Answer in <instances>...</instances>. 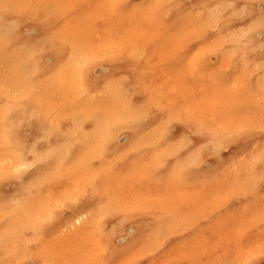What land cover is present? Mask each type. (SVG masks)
Segmentation results:
<instances>
[{
    "label": "rangeland",
    "instance_id": "1",
    "mask_svg": "<svg viewBox=\"0 0 264 264\" xmlns=\"http://www.w3.org/2000/svg\"><path fill=\"white\" fill-rule=\"evenodd\" d=\"M172 1L0 0V264H264V0ZM132 55L143 68L130 82ZM123 113L148 140L129 167L127 153L110 160L129 143L126 129L111 138ZM177 114L207 128L194 136ZM247 125L255 138L231 141ZM167 140L194 150L188 179L158 173ZM106 186L112 205L94 215ZM86 200L93 214L76 219ZM140 210L159 227L133 241L127 216Z\"/></svg>",
    "mask_w": 264,
    "mask_h": 264
},
{
    "label": "bare ground",
    "instance_id": "2",
    "mask_svg": "<svg viewBox=\"0 0 264 264\" xmlns=\"http://www.w3.org/2000/svg\"><path fill=\"white\" fill-rule=\"evenodd\" d=\"M41 1V0H40ZM39 0H38V3L40 2ZM43 1V0H42ZM171 1V0H170ZM174 1V0H173ZM172 1V2H173ZM182 1L183 0H178L177 1V3L179 4V6H181L182 5ZM223 1V0H222ZM225 1V0H224ZM243 1V0H242ZM68 2V1H67ZM203 2V1H202ZM245 2H247V1H245ZM37 3V4H38ZM94 3V2H93ZM135 3V2H134ZM165 3V2H164ZM171 3V2H170ZM174 3H176L175 1H174ZM216 3H217V1H216ZM215 3V4H216ZM227 3V2H226ZM225 3V4H226ZM237 3V2H236ZM16 4V3H15ZM42 4V3H41ZM67 4V3H66ZM124 4V3H123ZM185 4V3H184ZM189 4V3H188ZM190 4H192L191 2H190ZM189 4V6H192V5H190ZM214 4V5H215ZM223 4V3H222ZM221 4V5H222ZM238 4V3H237ZM63 5V4H62ZM65 5V4H64ZM163 5V4H162ZM200 5H202V4H200ZM205 5V4H204ZM228 5V4H227ZM235 5V4H234ZM233 5V6H234ZM40 6V5H39ZM42 6V5H41ZM40 6V7H41ZM44 6H45V4H44ZM185 6V5H184ZM186 6H188V5H186ZM185 6V7H186ZM194 6V5H193ZM193 6H192V8H193ZM217 6V5H216ZM230 6H232V5H230ZM43 7V6H42ZM197 7V6H196ZM202 7V6H201ZM212 7V6H211ZM227 7V6H226ZM61 8V7H60ZM63 8V7H62ZM65 8V7H64ZM167 8V7H166ZM215 8V7H214ZM251 8V7H250ZM123 9V8H122ZM162 9V8H161ZM180 9V8H179ZM178 9V10H179ZM183 9V8H182ZM182 9H181V11H182ZM191 9V7L188 9V10H190ZM197 9V8H196ZM208 10H209V8H207ZM216 9H217V7H216ZM63 10V9H62ZM67 10V9H66ZM188 10H186L185 12L187 13V11ZM211 10V9H210ZM220 10V9H219ZM115 11V10H114ZM180 11V12H181ZM197 11V10H196ZM200 11V10H199ZM206 11V10H205ZM212 11V10H211ZM214 11V10H213ZM212 11V13H214ZM217 10H215V12H216ZM13 12V11H12ZM116 12V11H115ZM170 12H172V11H170ZM195 12V11H194ZM158 15H159V13L158 12H156ZM155 13V14H156ZM162 13V12H161ZM185 13V14H186ZM198 13V12H197ZM179 13H177V15H178ZM182 14H184L183 12H182ZM201 14H202V12H200V16H201ZM204 14V13H203ZM206 14V13H205ZM258 14V13H257ZM26 15V14H25ZM157 15V16H158ZM161 15V14H160ZM158 16V18L159 17H161V16ZM188 15V14H187ZM198 15H199V13H198ZM210 15V14H209ZM214 15H215V13H214ZM261 15V14H260ZM28 16V15H27ZM31 16V15H30ZM61 16V15H60ZM95 16V15H94ZM156 15H155V18L157 17ZM176 16V15H175ZM189 16H190V14H189ZM189 16H187V17H189ZM195 16V15H194ZM104 17V16H103ZM166 17V16H165ZM179 17V16H178ZM178 17H176V18H178ZM184 17V16H183ZM198 17V18H197ZM197 17H195V19L197 20V23H198V19H199V16H197ZM213 17V16H212ZM259 17V16H258ZM201 18V17H200ZM98 19V18H97ZM173 19H175V17L173 18ZM189 19H191V18H188L187 20H189ZM204 19V18H203ZM212 19V18H211ZM137 20V19H136ZM159 20H160V18H159ZM172 20V19H171ZM195 20V21H196ZM212 20H215V19H212ZM211 20V21H212ZM161 21V20H160ZM172 21H174V20H172ZM209 22V21H208ZM161 23V22H160ZM188 23H191V22H189L188 21ZM202 23H203V21H202ZM260 23V22H259ZM112 24V23H111ZM162 24V23H161ZM167 24H170L169 22L168 23H166V25ZM192 24V23H191ZM196 24V23H195ZM199 24V26H200V23H198ZM163 25V24H162ZM209 25V24H208ZM212 25H214V24H212ZM211 26V25H210ZM209 26V27H210ZM194 27V26H193ZM196 27V26H195ZM243 27V26H242ZM89 28V27H88ZM197 28H198V25H197ZM238 28V27H237ZM215 29V28H214ZM213 29V30H214ZM176 30V29H175ZM221 30V29H220ZM233 30V29H232ZM239 30V29H238ZM14 31V30H13ZM171 32V31H170ZM10 33V32H9ZM97 34V33H96ZM171 34V33H170ZM206 36V35H205ZM152 37V36H151ZM84 38H85V36H84ZM158 38V37H157ZM146 39V38H145ZM155 39V38H154ZM9 40V39H8ZM144 40V39H143ZM84 41V40H83ZM167 41V40H166ZM217 41V40H216ZM162 42V41H161ZM236 42V41H235ZM83 43V42H82ZM25 44V43H24ZM45 44V43H44ZM51 44V43H50ZM138 44V43H137ZM145 44V43H144ZM160 45V44H159ZM231 45H233V44H231ZM138 46H139V44H138ZM166 47V46H165ZM57 48V47H56ZM83 49V48H82ZM119 49V48H118ZM98 50V49H97ZM163 52L162 53H164V50H162ZM112 52H113V50H112ZM119 52V51H118ZM117 52V53H118ZM154 52V51H153ZM219 52V51H218ZM114 53V52H113ZM2 54V53H1ZM7 54V53H6ZM5 54V55H6ZM7 57V56H6ZM10 57V56H9ZM8 57V58H9ZM100 57V56H99ZM104 57V56H103ZM109 57H111V56H109ZM108 57V58H109ZM115 57V56H114ZM119 57H121V55L119 56ZM128 57V56H127ZM130 57V56H129ZM102 58V57H101ZM96 59V58H95ZM104 59V58H103ZM103 59H101V60H103ZM185 60V59H184ZM92 61V60H91ZM124 62V61H123ZM129 62V61H128ZM128 62H125V64L126 63H128ZM35 63V62H34ZM107 63V62H106ZM111 63V62H110ZM185 63V62H184ZM41 64V63H40ZM117 64V63H116ZM119 64V63H118ZM145 64V63H144ZM153 64V63H152ZM173 64V63H172ZM249 64V63H248ZM28 65V64H27ZM121 65V64H120ZM241 65V64H240ZM123 66H124V64H123ZM122 66V67H123ZM139 66L140 67H142L143 68V66L142 65H139V56H135V55H132V57H131V59H130V64H129V69H130V78H131V81L130 82H132V81H134L135 80V75H137L138 76V70H139ZM145 66V65H144ZM151 66V65H150ZM163 66V65H162ZM27 67V66H26ZM108 67H110V66H108ZM152 67V66H151ZM159 67V66H158ZM179 67V66H178ZM43 68V67H42ZM117 68H119V67H117ZM180 68V67H179ZM86 69V68H85ZM181 69V68H180ZM88 70V69H87ZM126 70V69H125ZM171 69H169V71H170ZM36 71V70H35ZM38 71V70H37ZM42 71V70H41ZM127 71V70H126ZM169 71H167V72H169ZM87 72V71H86ZM89 72V71H88ZM153 72V71H152ZM126 73V72H125ZM140 73H141V71H140ZM160 73V72H159ZM180 73V72H179ZM178 73V74H179ZM88 74V73H87ZM173 74V73H172ZM177 74V75H178ZM239 74V73H238ZM73 75H76L75 76V79L74 80H76L75 81V86H76V89H78L79 91L81 90V88H82V74H81V72L79 71V69L77 68L76 70H75V74L73 73ZM72 75V77H74ZM125 75H127V74H125ZM145 75V74H144ZM175 75V74H174ZM233 75V74H232ZM85 76V75H84ZM154 76V75H153ZM39 77V76H38ZM87 77H89V76H87ZM165 77V76H164ZM103 78V77H102ZM127 78V77H126ZM161 78V77H160ZM239 78V77H238ZM237 78V79H238ZM84 79V78H83ZM142 79H144V77L142 78ZM146 79V78H145ZM152 79V78H151ZM87 80V79H86ZM109 80H110V78H109ZM124 80H126V79H124ZM137 81L138 80H140L141 81V79H136ZM230 80V79H229ZM228 80V81H229ZM84 81H85V79H84ZM128 81V82H129ZM36 82V81H35ZM87 82V81H86ZM126 82V81H125ZM143 82H145V81H143ZM147 82H149V81H147ZM152 82V81H151ZM112 83V82H111ZM114 83V82H113ZM156 83H159V82H156ZM155 83V84H156ZM129 84V83H128ZM135 84H137V83H135ZM144 84V83H143ZM146 84V83H145ZM144 84V85H145ZM148 84V83H147ZM154 84V85H155ZM93 85H95V84H93ZM92 85V86H93ZM114 85V84H113ZM126 85V84H125ZM202 85V84H201ZM87 86V85H86ZM109 86H111V85H109ZM140 86V85H139ZM152 86H153V84H152ZM132 87V86H131ZM213 87V86H212ZM85 88V87H84ZM87 88V87H86ZM88 88H90L89 86H88ZM95 88V87H94ZM115 88V87H114ZM129 88V87H128ZM107 89V88H106ZM113 91L115 90V89H113V88H111ZM150 89H151V86L150 85H146V93L144 92V87H143V93L142 92H140V93H142V100H143V98H144V100L146 99V98H148L149 96H150ZM158 89V88H157ZM213 89V88H212ZM31 90V89H30ZM77 90V91H78ZM108 90V89H107ZM127 90V89H126ZM130 90V89H129ZM128 90V91H129ZM92 91H94V90H92ZM91 91V92H92ZM110 91V90H109ZM127 91V92H128ZM90 91H88V93H89ZM106 92V91H105ZM111 92V91H110ZM124 92H126V91H124ZM139 92V91H138ZM107 93V92H106ZM105 93V94H106ZM129 93V92H128ZM128 93H127V95H128ZM134 93V92H133ZM133 93H131V94H133ZM95 94V93H94ZM116 94V93H115ZM120 94V93H119ZM135 94V93H134ZM2 95V94H1ZM113 95V94H112ZM130 95V94H129ZM128 95V96H129ZM107 96V95H106ZM109 96V95H108ZM115 96V95H114ZM131 96V95H130ZM110 97V96H109ZM122 97V96H121ZM120 97V98H121ZM153 97V96H152ZM166 97V96H165ZM151 98V97H150ZM114 99H115V97H114ZM131 99V98H130ZM136 99V98H135ZM162 99V98H161ZM73 100V99H72ZM71 100V101H72ZM122 100V99H121ZM123 100H124V98H123ZM122 100V101H123ZM141 100V101H142ZM130 101V100H129ZM134 101V100H133ZM140 101V100H139ZM147 101V100H146ZM144 102V101H143ZM124 103H125V101H124ZM123 103V104H124ZM136 103V102H135ZM202 103V102H201ZM70 104H72V109L74 110V108H75V104H74V102H72V103H70ZM69 104V105H70ZM121 104V103H120ZM137 105V104H136ZM203 105V104H202ZM215 106V105H214ZM20 107V106H19ZM134 108H136L135 107V104H134V106H133ZM144 107V106H143ZM12 108V107H11ZM31 108V107H30ZM78 108H79V105H77V103H76V110L78 111ZM123 108V107H122ZM125 108V107H124ZM131 108H132V106H131ZM133 108V109H134ZM27 109V108H26ZM89 109H91V108H89ZM127 109V108H126ZM133 109H130L131 111L133 110ZM81 110V109H80ZM129 110V109H128ZM99 111V110H98ZM102 111V110H101ZM123 111V110H122ZM126 111V110H125ZM8 112V111H7ZM80 112V111H79ZM124 112V111H123ZM149 112V111H148ZM89 113V112H88ZM139 113V112H138ZM150 113V112H149ZM167 113V112H166ZM103 114H104V112H103ZM124 114V113H123ZM91 115H92V113H91ZM96 115V114H95ZM105 115V114H104ZM125 115H127L126 113L123 115V121L121 122L119 119H115V121H114V123H113V125H112V127H113V135H112V137L110 136V135H108V136H110L111 138H113V139H115V136L117 135V133H119V131L120 130H122V129H126V132H128L129 131V133H131L130 135H131V138H130V135L128 134V139H129V143H128V145H126L124 148L122 147L121 149L119 148V147H116V149H114L115 150V152H114V155H113V158H111L110 160H112V159H114V160H117L118 158H120V155H125L127 152H129L130 153V151H129V149H133L134 147H135V145H136V149H137V153H139V152H141L142 150H146L145 148L144 149H142L144 146H147V143H148V140H147V142L145 143V141H143V139H142V135H139V133H137V134H135V131L133 132V130H132V127H133V121H134V119H132L131 117H130V120L128 121V120H125L126 119V117H125ZM191 115V114H190ZM100 115H96V117L97 118H100L99 117ZM106 116V115H105ZM130 116V115H129ZM135 115H133L132 117H134ZM156 116H158V115H156ZM87 117H89V116H87ZM128 117V116H127ZM136 117V116H135ZM171 118H173L174 116L173 115H171L170 116ZM90 118V117H89ZM128 119V118H127ZM139 119H140V117H139ZM149 119H151V118H149ZM159 119V118H158ZM1 120V119H0ZM92 120V119H91ZM90 120V121H91ZM145 120V119H144ZM156 120V119H155ZM102 121V120H101ZM174 121H176V122H178L179 124H182V125H184V127L186 126L187 128H189V129H192L194 132H192L193 133V135L195 136L196 134V131H197V127L199 128H201V130H202V133H203V128H207V126H206V123L204 122V121H202V122H200L199 123V121H201V120H198V119H196V117L195 118H191V117H189V115H184V114H177L175 117H174ZM57 122V121H56ZM73 123V122H72ZM97 123H99V122H97ZM157 123V122H156ZM18 124V123H17ZM112 124V123H111ZM152 124V123H151ZM16 125V124H15ZM90 125V124H89ZM98 125V124H97ZM104 125H105V123H104ZM107 126V125H106ZM109 126V125H108ZM149 126V125H148ZM148 126H147V128H148ZM72 127V126H71ZM76 127H78V129H80L81 131H82V129H81V127H79V126H76ZM90 127V126H89ZM150 127V126H149ZM232 127V126H231ZM10 128V127H9ZM25 128V127H24ZM28 128V127H27ZM59 128V127H58ZM65 128H66V126H65ZM92 128V127H91ZM160 128H161V126H160ZM251 128V126L250 125H247V127L240 133V135H239V137H237V135H234L233 133H235L233 130H231V131H229V132H233V133H231L230 134V138L232 139L231 141H234L235 139H240L241 140V144H243V146H245L246 145V143L250 140V138H252V137H254L255 138V136H256V134L254 133L255 131H254V129L252 130V129H250ZM68 129V128H67ZM73 129V128H72ZM84 129V128H83ZM93 129V128H92ZM64 130H66V129H64ZM76 130V129H75ZM85 130V129H84ZM107 130H109V129H107ZM111 130V129H110ZM28 131V130H27ZM56 131V130H55ZM88 131H91V130H88ZM124 131V130H123ZM261 131H263V127H262V130ZM29 132V131H28ZM59 132H61V130L59 131ZM64 132V131H63ZM66 132V131H65ZM64 132V133H65ZM122 132V131H121ZM62 133V132H61ZM79 133V132H78ZM83 133V132H82ZM82 133H81V135H82ZM108 133V132H107ZM112 133V132H111ZM110 133V134H111ZM23 134V133H22ZM32 134V133H31ZM71 134V133H70ZM161 134H162V136H163V133H162V131H161ZM25 135V134H24ZM72 135V134H71ZM73 135H75V134H73ZM87 135H88V133H87ZM197 135H200V134H197ZM196 135V136H197ZM203 135V134H202ZM90 136V135H89ZM92 136V135H91ZM107 136V135H106ZM82 137V136H81ZM80 137V138H81ZM104 137V136H103ZM102 137V138H103ZM83 138H84V136H83ZM92 138V137H91ZM172 138V137H171ZM31 139V138H30ZM77 139V138H76ZM87 139H89V138H87ZM95 139V138H94ZM14 140H15V138H14ZM40 140V139H39ZM97 140V139H96ZM103 140H106L105 138L103 139ZM118 140V139H117ZM171 140V139H170ZM31 141H32V139H31ZM99 140H97L96 142H98ZM102 141V140H101ZM100 141V143L102 144V142ZM113 141V140H112ZM161 141H162V137H161ZM49 142V141H48ZM172 142V141H171ZM73 143H75V140H74V142ZM63 145V144H62ZM61 145V146H62ZM77 145V144H76ZM90 145V144H89ZM89 145H87V147L89 146ZM97 145V144H96ZM99 145V144H98ZM97 145V146H98ZM75 146V145H74ZM84 146H86V144L84 145ZM158 146H156V148H157ZM160 147L163 149L162 151H161V153H160V164H159V166L157 167V171H158V173L160 174V176L162 177V175H163V177H162V179H163V181H167V180H173L175 177H183V178H185V179H188L189 178V176H190V174L192 173V159H194V156H192L191 157V154H193L194 153V150L192 151V148L190 147V146H188V148H187V150L185 151V154L182 156L181 155V151H180V148L179 149H175V146H174V144L173 143H170L168 140H167V142L166 143H163V142H161L160 143ZM164 147V148H163ZM60 149L62 148V147H59ZM99 149V148H98ZM67 149H65V151H66ZM77 150H78V148H77ZM84 150V149H83ZM87 150V149H86ZM96 150V149H95ZM218 154H217V156L219 157L220 156V150H221V148L219 149L218 148ZM192 151V152H191ZM68 152H70V151H68ZM25 153V152H24ZM75 153V152H74ZM95 152H93V154H94ZM112 153V152H111ZM122 153V154H121ZM142 153V152H141ZM140 153V154H141ZM210 153V152H209ZM100 154V153H99ZM146 154V153H145ZM147 154H148V152H147ZM203 154V153H202ZM82 155H83V153H82ZM89 155V157H90V154H88ZM91 155H92V153H91ZM112 155V154H111ZM152 155V154H151ZM200 153H198V156L197 157H200ZM1 156V155H0ZM80 156V155H79ZM93 156V155H92ZM127 156L129 157V154L127 153ZM204 156V155H203ZM207 156H209V155H207ZM217 156H215V155H213V157L215 158V159H213L214 161H216L217 162ZM69 157V156H68ZM99 157H100V155H99ZM104 157V156H103ZM111 157V156H110ZM128 157H127V160H126V163H127V167H129L128 165H129V163L127 162V161H131L130 160V157H129V159H128ZM145 157V156H144ZM206 157V156H205ZM62 158V157H61ZM60 158V159H61ZM97 158V157H96ZM142 158V157H141ZM146 158V157H145ZM149 158V157H148ZM63 159V158H62ZM61 159V160H62ZM66 159V156H65V158H64V160ZM94 159V158H93ZM143 159V158H142ZM2 160V159H1ZM61 160H59V163H60V161ZM88 160H90V158H88ZM138 160H140V159H138ZM63 161V160H62ZM221 160H220V158L218 159V162H220ZM259 161H261V159L259 160ZM4 162V161H3ZM76 162V161H75ZM135 162H137V161H135ZM200 162V161H199ZM89 163V162H88ZM92 164V163H91ZM91 164H89V165H91ZM111 164H113V163H111ZM51 165V164H50ZM83 165V164H82ZM87 165V164H86ZM132 165V164H131ZM56 166V165H55ZM70 167H71V165H69ZM112 166V165H111ZM60 167V166H59ZM58 167V169H61V168H59ZM63 167V166H62ZM65 167V166H64ZM67 167H68V165H67ZM83 167V166H82ZM55 168H57V167H55ZM100 168H101V166H100ZM203 168H204V166H203ZM70 170V169H69ZM94 170V169H93ZM120 170V168H118L117 166L115 167V169H114V171H113V174L112 175H114V174H117V172ZM95 171H96V169H95ZM111 171V170H110ZM55 172V171H54ZM54 172H51V173H53L54 174ZM59 172V171H58ZM98 172H99V168H98ZM56 173V172H55ZM65 173V172H64ZM63 173V174H64ZM100 173V172H99ZM99 173H98V175H99ZM58 174V173H57ZM61 174V173H60ZM64 175H66V173L64 174ZM75 175V174H74ZM73 175V176H74ZM97 175V174H96ZM95 175V176H96ZM55 176V175H54ZM81 176H82V174H81ZM94 176V177H95ZM111 175H109L108 174V178L110 177ZM66 177H68L67 175H66ZM60 178V177H59ZM62 178V177H61ZM65 178V177H64ZM71 181L73 180V179H70ZM59 181H60V179H59ZM58 181V182H59ZM93 181V180H92ZM97 181V180H96ZM53 182V181H52ZM58 182H57V184H58ZM66 183H67V181H65ZM65 182H63V183H65ZM98 182V181H97ZM54 184V183H53ZM60 184V183H59ZM87 184H92V183H89V182H87ZM6 186V185H5ZM60 186V185H59ZM62 186V185H61ZM88 186V185H87ZM96 186H97V184H96ZM74 187V189L76 188V186H73ZM92 187V186H91ZM1 188V187H0ZM84 188V187H83ZM82 188V189H83ZM86 188V187H85ZM61 189V188H60ZM89 189V188H88ZM2 190V189H1ZM77 190V189H76ZM75 190V191H76ZM87 190V189H86ZM60 191V190H59ZM62 192V191H61ZM89 192V191H88ZM102 192V194L101 193H99L98 195H96L97 197H95L94 198V215H95V206H97V207H99V208H105L106 206H107V204H111V201L113 202V200H112V198H113V194H111V192L112 191H110V188L108 187V186H106V188H105V190H104V194H103V190L101 191ZM76 193H78V192H76ZM80 193V192H79ZM86 193V192H85ZM94 193V192H93ZM98 193V192H97ZM60 194H62V193H60ZM67 194V193H66ZM82 195H83V193H81ZM112 196H111V195ZM63 195V194H62ZM68 195V194H67ZM74 195V194H73ZM51 196V195H50ZM56 196V195H55ZM52 197V196H51ZM65 197V196H64ZM66 198V197H65ZM74 198V197H73ZM72 197H71V199H73ZM51 199V198H50ZM49 199V200H50ZM55 199H56V197H55ZM68 199H70V198H68ZM77 199V198H76ZM56 200H58V199H56ZM111 200V201H110ZM52 201V200H51ZM55 201V200H54ZM70 201V200H69ZM71 201H73V200H71ZM51 203V202H50ZM53 203V202H52ZM65 203V202H64ZM72 203V202H71ZM91 200H86V202H84L83 203V205H79V207L78 208H76V219H79L80 217H79V215H81V213L82 212H86L87 214L88 213H92V208H91ZM49 204V203H48ZM52 205V204H51ZM112 205V204H111ZM66 206V205H65ZM131 206V205H130ZM47 207H48V205H47ZM46 208V207H45ZM61 208V207H60ZM131 208V207H130ZM140 208V207H139ZM138 208V209H139ZM53 209V208H52ZM56 210H57V208H55ZM40 213V212H39ZM93 214V213H92ZM144 214V215H143ZM53 215V214H52ZM146 214L144 213V210H140V215H139V213H135L134 211H130V214L128 213V216H127V221H128V223H130L131 224V226H133V230L135 231V235L133 236V241L134 240H138V237H140V239L142 238V239H144L145 238V235L146 236H149V234H151V232L154 230V229H156V228H158L159 227V225H158V223H157V221H147L146 220ZM27 217V216H26ZM144 217V218H143ZM66 218V217H65ZM87 219H89V218H87ZM126 219V218H125ZM134 219H136V222H135V220ZM81 220V219H80ZM117 221V220H116ZM23 222V221H22ZM46 223H47V221H46ZM60 223V222H59ZM42 224V223H41ZM127 224V223H126ZM60 225V224H59ZM106 225V224H105ZM53 227V226H52ZM51 229V228H50ZM101 231H102V229H101ZM138 231H140L138 234H137V232ZM103 232V231H102ZM103 234V233H102ZM109 237H106L105 239L103 238V240L101 241V243L100 244H102V245H100V249L102 248V246H103V250L105 249V247H104V245H109ZM99 242H100V237H99ZM15 244V243H14ZM112 251H114V252H119V251H121V247H119V246H112ZM103 254H105L104 252H103ZM5 257V256H4ZM24 259V258H23Z\"/></svg>",
    "mask_w": 264,
    "mask_h": 264
},
{
    "label": "snow or ice",
    "instance_id": "3",
    "mask_svg": "<svg viewBox=\"0 0 264 264\" xmlns=\"http://www.w3.org/2000/svg\"><path fill=\"white\" fill-rule=\"evenodd\" d=\"M262 23H264V17H262ZM19 171V170H18Z\"/></svg>",
    "mask_w": 264,
    "mask_h": 264
}]
</instances>
